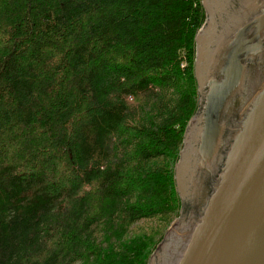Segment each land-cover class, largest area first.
<instances>
[{"label":"trees","instance_id":"obj_1","mask_svg":"<svg viewBox=\"0 0 264 264\" xmlns=\"http://www.w3.org/2000/svg\"><path fill=\"white\" fill-rule=\"evenodd\" d=\"M204 22L201 0H0V264L149 263Z\"/></svg>","mask_w":264,"mask_h":264},{"label":"water","instance_id":"obj_2","mask_svg":"<svg viewBox=\"0 0 264 264\" xmlns=\"http://www.w3.org/2000/svg\"><path fill=\"white\" fill-rule=\"evenodd\" d=\"M179 219L149 264H264V0H201Z\"/></svg>","mask_w":264,"mask_h":264},{"label":"rangeland","instance_id":"obj_3","mask_svg":"<svg viewBox=\"0 0 264 264\" xmlns=\"http://www.w3.org/2000/svg\"><path fill=\"white\" fill-rule=\"evenodd\" d=\"M177 219H179V217H178ZM175 220H176V219H175ZM147 222H148V221H143V222H141L140 224H145V223H147ZM173 223H174V222H173ZM173 223H172V224H173ZM171 226H172V225H171ZM168 230H169V229H168ZM166 233H167V232H166ZM165 235H166V234H165ZM164 238H165V236H164ZM164 238H163V240H164ZM162 242H163V241H162ZM162 242H161V243H162ZM161 243H160L159 245H161ZM158 247H159V246H158ZM157 249H158V248H157ZM156 251H157V250H156ZM156 251H155V252H156ZM155 252H154V254H155ZM154 254H153V255H154ZM153 255H152V257L150 258V260L153 258ZM150 260H149V262H152V261H150ZM148 264H149V263H148Z\"/></svg>","mask_w":264,"mask_h":264}]
</instances>
